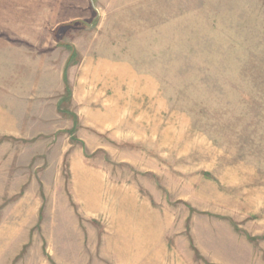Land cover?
Listing matches in <instances>:
<instances>
[{"label": "rangeland", "instance_id": "obj_1", "mask_svg": "<svg viewBox=\"0 0 264 264\" xmlns=\"http://www.w3.org/2000/svg\"><path fill=\"white\" fill-rule=\"evenodd\" d=\"M0 264H264V0H0Z\"/></svg>", "mask_w": 264, "mask_h": 264}]
</instances>
